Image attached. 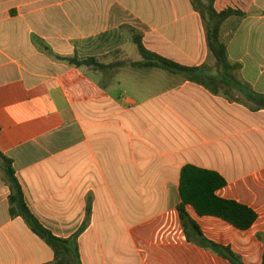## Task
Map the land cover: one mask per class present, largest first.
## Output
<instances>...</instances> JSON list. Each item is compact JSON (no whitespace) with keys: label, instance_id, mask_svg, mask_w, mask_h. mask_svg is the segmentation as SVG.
<instances>
[{"label":"crops","instance_id":"0c3cea01","mask_svg":"<svg viewBox=\"0 0 264 264\" xmlns=\"http://www.w3.org/2000/svg\"><path fill=\"white\" fill-rule=\"evenodd\" d=\"M213 6L243 12L222 22L220 40L235 79L264 94V0ZM129 28L146 49L221 78L190 0H0V151L29 209L62 238L85 223L81 264H231L181 225L180 171L192 164L226 179L218 196L258 213L238 230L187 206L201 235L261 264L264 109L234 86L134 65ZM8 194L0 169V264L52 262L51 247L9 215Z\"/></svg>","mask_w":264,"mask_h":264},{"label":"trees","instance_id":"16d2710c","mask_svg":"<svg viewBox=\"0 0 264 264\" xmlns=\"http://www.w3.org/2000/svg\"><path fill=\"white\" fill-rule=\"evenodd\" d=\"M190 2L193 9L199 13L202 19L207 49L214 58L215 72L219 73L221 78L216 79L208 75L212 68L205 63L199 66H186L146 49L142 43L141 34L133 28H129L131 40L136 45L142 58L140 62H136L134 65L180 73L187 80L206 87H210V84L215 83H225V85L234 86L245 96L249 102L250 109H264V94L253 91L246 84H242L235 79L233 74L238 69L239 64L230 63L227 58L225 45L221 42L219 36L222 22L232 16H242L243 12L233 7H225L217 11L213 6L215 0H190ZM58 59L66 60L77 67L83 65L104 67L92 57L80 59L76 56H58ZM0 169L3 180L9 188V215L11 217H21L31 231L51 247L54 259L48 264H81L77 238L83 231L85 223L69 237L62 238L55 235L43 226L29 209L23 189L16 176L13 161L1 151ZM226 183V179L215 170L201 168L192 164L184 165L180 171L179 194L181 201L177 206V211L186 235L188 229L194 230L198 233L202 246L212 249L231 264H244L241 257L228 246H222L204 238L198 225L191 219L186 209L187 206H191L199 216H214L226 221L238 230L249 229L256 221L258 213L250 206L239 201L218 196L216 191L224 187ZM87 211L89 212V207ZM256 237L264 245V234L257 233ZM261 264H264V249Z\"/></svg>","mask_w":264,"mask_h":264},{"label":"rangeland","instance_id":"374dc122","mask_svg":"<svg viewBox=\"0 0 264 264\" xmlns=\"http://www.w3.org/2000/svg\"><path fill=\"white\" fill-rule=\"evenodd\" d=\"M128 49H129L131 55L135 56L136 58H139L136 46L133 43H131L130 41L128 42ZM155 70H158V69H155ZM158 71H161V70H158Z\"/></svg>","mask_w":264,"mask_h":264}]
</instances>
